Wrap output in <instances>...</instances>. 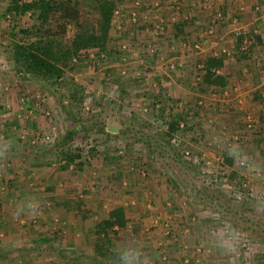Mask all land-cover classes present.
<instances>
[{
	"label": "rangeland",
	"instance_id": "rangeland-1",
	"mask_svg": "<svg viewBox=\"0 0 264 264\" xmlns=\"http://www.w3.org/2000/svg\"><path fill=\"white\" fill-rule=\"evenodd\" d=\"M12 1L0 0L6 234L23 233L35 251L49 244V264H120L129 245L145 264H264V0H106L116 5L107 48L82 51L57 82L14 62L19 31L35 20L9 13ZM79 1L78 23L60 35L67 43L100 22L95 0ZM187 54V74L175 75ZM209 57L225 59L226 86L202 84ZM61 205L89 229L76 233L82 250L54 221ZM114 210L126 224L108 229ZM233 232L234 252L223 244ZM11 249L15 261L23 247Z\"/></svg>",
	"mask_w": 264,
	"mask_h": 264
},
{
	"label": "trees",
	"instance_id": "trees-1",
	"mask_svg": "<svg viewBox=\"0 0 264 264\" xmlns=\"http://www.w3.org/2000/svg\"><path fill=\"white\" fill-rule=\"evenodd\" d=\"M93 6L100 16L98 26L86 34L78 33L73 41L67 43L60 35L66 34L68 27L78 23L81 17L79 0H13L9 13L14 16L31 14L35 20L32 25L20 29L23 38L13 44L14 62L32 79L57 82L63 79L66 71L74 69L76 64L73 60L78 59L82 51L95 48L104 51L116 5L112 1L95 0ZM33 34L35 38H31ZM224 60L223 57L207 59L203 85L224 87L228 84L225 75L217 73L224 67ZM171 125L172 130L176 131L178 124L174 121ZM79 128V125H73L67 136H73ZM109 217L104 221L108 229L126 224L122 210L112 211ZM100 229L102 231L103 226L100 225Z\"/></svg>",
	"mask_w": 264,
	"mask_h": 264
},
{
	"label": "crops",
	"instance_id": "crops-1",
	"mask_svg": "<svg viewBox=\"0 0 264 264\" xmlns=\"http://www.w3.org/2000/svg\"><path fill=\"white\" fill-rule=\"evenodd\" d=\"M153 1H155V0H151L149 2L152 3ZM159 2H160V0H159ZM167 3L169 4L170 0H168ZM192 37H194V36L192 35ZM204 45H205V43H204ZM207 51H208V49L202 50L199 54H204ZM187 55L188 56L185 55V57H184V59H186L185 62H184L186 67H183V69H181V71L177 72L175 75L179 76L182 73L183 74L182 76H184L185 74H187V72H188L187 68H189V66H190L188 63H190L189 60H190L191 54H187ZM173 78L176 79L177 77L174 76ZM175 93L178 94V95H182L183 98H186V94L187 93L185 91H183V90L175 89ZM244 97L247 98L248 97V93H245ZM245 102L248 103V99H246ZM245 107H247L246 104H245ZM49 196L51 197V195H49ZM50 197H48V198H50ZM52 199H54V197H52ZM52 199H49V200H52ZM74 209H75L74 207L62 206L61 209H60L61 215H65V216L62 217L61 219H60V217H56L54 219V221L55 222L59 221V223H61V227L63 228V226H65V229L67 231H69L70 234L74 237V243H73L72 246L71 245L70 246L72 247V250L77 251V250H82L83 248L79 247V246H82V243L79 244V242H77V240H79V239H77V237H79L80 234H76V233H78L79 229L82 230V231L86 230L87 232L89 231V229H88V227L85 228V226L83 225V223H84L83 220L81 221L82 225L79 223L80 220H79V218L76 217V214H79L78 213L79 210H77V209L74 210ZM79 217L82 218L81 216H79ZM51 221H52V219H51ZM7 230H8L7 226H3V224L1 223L0 224V238H2L3 236H5L6 238L4 237L5 241H3L1 239L2 243L0 242L1 246H3V248H4V250L0 249V264H22V263H26V262H29L30 264H49V261H51L53 259L51 257V255H50L51 253H49V252H47V251L42 249V248H47L49 246V244H42L40 249L35 251L34 249H29L28 248L30 245L27 244V239L26 238H22L23 237V233L21 234L19 232L20 235H21V238L13 239L12 237L13 236L15 237V235L12 236V235L6 234ZM63 230H64V228H63ZM2 232H4V233H2ZM63 233H65V232H63ZM25 235H26V233H25ZM11 244H13L15 247L17 246V248H22L23 247V249H18V258H16L15 261H13L14 259H12L10 257V253L12 252L11 250H13V249H11L12 246H13ZM26 248H28V249H26Z\"/></svg>",
	"mask_w": 264,
	"mask_h": 264
},
{
	"label": "clouds",
	"instance_id": "clouds-1",
	"mask_svg": "<svg viewBox=\"0 0 264 264\" xmlns=\"http://www.w3.org/2000/svg\"><path fill=\"white\" fill-rule=\"evenodd\" d=\"M231 155L238 160L242 165L247 162V157L242 154V149L238 146L234 147L231 151ZM32 211H35L33 208ZM242 237L238 232H233L230 238L226 241H223L225 247H227L230 251H236ZM120 264H145V260L143 259V254L137 247H133L132 245L126 246L119 253Z\"/></svg>",
	"mask_w": 264,
	"mask_h": 264
},
{
	"label": "water",
	"instance_id": "water-1",
	"mask_svg": "<svg viewBox=\"0 0 264 264\" xmlns=\"http://www.w3.org/2000/svg\"><path fill=\"white\" fill-rule=\"evenodd\" d=\"M108 131L111 132V133H116L117 132V128L113 127V126H110V127H108Z\"/></svg>",
	"mask_w": 264,
	"mask_h": 264
},
{
	"label": "built area",
	"instance_id": "built-area-1",
	"mask_svg": "<svg viewBox=\"0 0 264 264\" xmlns=\"http://www.w3.org/2000/svg\"><path fill=\"white\" fill-rule=\"evenodd\" d=\"M115 15H116V16L119 15V10L115 12ZM132 19H133V21H136V20H137V19H136V13H133V14H132Z\"/></svg>",
	"mask_w": 264,
	"mask_h": 264
}]
</instances>
